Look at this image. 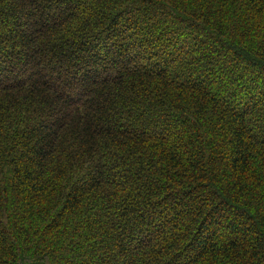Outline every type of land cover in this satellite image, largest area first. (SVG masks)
Returning <instances> with one entry per match:
<instances>
[{"label":"trees","instance_id":"1","mask_svg":"<svg viewBox=\"0 0 264 264\" xmlns=\"http://www.w3.org/2000/svg\"><path fill=\"white\" fill-rule=\"evenodd\" d=\"M0 264H264V0H0Z\"/></svg>","mask_w":264,"mask_h":264}]
</instances>
